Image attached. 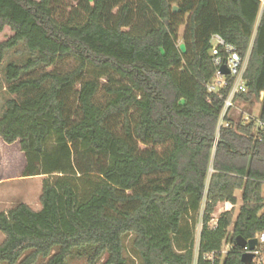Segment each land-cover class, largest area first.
Returning <instances> with one entry per match:
<instances>
[{"label":"trees","instance_id":"16d2710c","mask_svg":"<svg viewBox=\"0 0 264 264\" xmlns=\"http://www.w3.org/2000/svg\"><path fill=\"white\" fill-rule=\"evenodd\" d=\"M6 27L0 64L20 45L26 57L4 68L0 139L18 142L21 177L43 178L39 210L20 202L0 212V264H127V235L141 264H193L182 221L202 204L194 264H242L236 236L264 232L261 0H0V34ZM214 34L248 54L236 99L260 101L257 118L234 125L227 115L218 128L229 87L206 88ZM66 57L73 69L33 75ZM235 191L234 219L223 211L210 228Z\"/></svg>","mask_w":264,"mask_h":264},{"label":"rangeland","instance_id":"374dc122","mask_svg":"<svg viewBox=\"0 0 264 264\" xmlns=\"http://www.w3.org/2000/svg\"><path fill=\"white\" fill-rule=\"evenodd\" d=\"M262 5L264 0H261ZM184 24L178 26V39L177 44H182V35L184 31ZM11 35L9 28H5L0 34V41L5 40ZM184 44V43H183ZM19 53H15V50H10L5 54V57L0 64V115L2 111L3 104L5 100L11 95L7 91L8 84L4 77V68L8 62L14 61L16 63H21L26 54L23 53V46L18 47ZM76 62L71 57H66L60 59L57 64L53 67L46 69H39L33 75L38 74L42 71H55V72H65L73 69ZM32 75V76H33ZM104 83V80H102ZM264 91L260 93V99L263 97ZM260 101L250 104L249 102H243L238 100L235 107L229 113V117L232 118L233 124L237 122H248L250 117L257 118L260 110ZM25 157L19 149L18 142H13L8 144L3 140H0V179L3 181L0 184V208L4 211L12 208L20 202H27L32 206L40 204L39 195L41 192V178H23L21 177L22 166L25 164ZM263 196H264V186H263ZM236 204L231 205L227 202H218L211 214V218L216 219L219 217L220 213L223 211L233 209V219L238 212V208L241 204L240 192L235 191ZM202 204L198 213L191 216H187L183 221V226L189 228L192 232V239L194 243V263L197 257V246L199 241L200 231L202 229ZM0 209V210H1ZM212 223V222H209ZM231 227L229 228V230ZM4 235L0 232V243L2 242ZM132 235H127L124 237L125 250L124 255L127 259V264H141L140 259L132 251ZM224 256V255H222ZM260 258L264 259V246H262ZM211 260V258H208ZM42 260H39V264ZM193 263V264H194ZM66 264H89L86 257H70L67 259Z\"/></svg>","mask_w":264,"mask_h":264},{"label":"built area","instance_id":"2783aa9c","mask_svg":"<svg viewBox=\"0 0 264 264\" xmlns=\"http://www.w3.org/2000/svg\"><path fill=\"white\" fill-rule=\"evenodd\" d=\"M212 64L215 67V72L212 78L206 84L207 91L210 93H219L223 88L229 87L228 93L223 99V107L220 112L218 128L221 126L229 127V122L224 118L229 115L231 110L237 103V95L246 91V84L244 79V72L247 66L248 54L241 57L234 47L224 41L219 35L214 34L210 38L209 50ZM225 65L229 71L228 74L220 72V66ZM221 96V94H220ZM254 118V117H250ZM257 127L264 130V124L259 120L256 121ZM208 223L210 228H214L217 224V218H211ZM254 238L257 239V246L252 251L254 258L252 263L264 264V259L260 258V245H264V232L257 233ZM230 249V245L224 241L220 250L221 255H225ZM248 251L247 247L242 249V253ZM213 257V253L207 255V258Z\"/></svg>","mask_w":264,"mask_h":264},{"label":"water","instance_id":"95a60500","mask_svg":"<svg viewBox=\"0 0 264 264\" xmlns=\"http://www.w3.org/2000/svg\"><path fill=\"white\" fill-rule=\"evenodd\" d=\"M173 10L176 12V11H178V8L176 6H174ZM178 47H179V49H180V51L182 53L185 52V45L183 43L178 45ZM220 72L222 74H228L229 73V71H228V69H227V67L225 65H221L220 66ZM235 243L241 249H243L244 247L248 248V251L243 252L240 255L241 263L242 264H252V260L254 258V253L252 251L257 246V239L256 238H252V239H249V240H245L241 236H236Z\"/></svg>","mask_w":264,"mask_h":264},{"label":"crops","instance_id":"0c3cea01","mask_svg":"<svg viewBox=\"0 0 264 264\" xmlns=\"http://www.w3.org/2000/svg\"><path fill=\"white\" fill-rule=\"evenodd\" d=\"M0 140H2V139H0ZM24 162H25V160H24ZM23 166H24V164H23ZM23 166H22V169H23ZM27 178H41V181H42L43 176L37 175V176H32V177H27ZM2 183H3V181L0 179V184H2ZM24 203L28 204L34 210H39L41 208V205L40 204H36V205L32 206L31 204H29L27 202H24ZM0 212H6V211H4V210L1 209Z\"/></svg>","mask_w":264,"mask_h":264}]
</instances>
